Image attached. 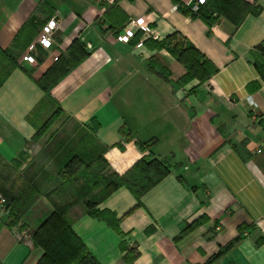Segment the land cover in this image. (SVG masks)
I'll return each instance as SVG.
<instances>
[{"label":"crops","instance_id":"obj_1","mask_svg":"<svg viewBox=\"0 0 264 264\" xmlns=\"http://www.w3.org/2000/svg\"><path fill=\"white\" fill-rule=\"evenodd\" d=\"M188 2L180 0L181 7L195 13ZM217 3L209 24L173 0H0V50L13 64L0 82V164L40 190L17 224L29 236L8 226L9 211L0 207V264L41 258L32 235L54 213V201H62L47 194L63 181L57 138L73 127L91 128L109 171L121 175L143 156L169 168L139 205L124 186L97 204L117 228L89 215L82 202L66 211L99 264H204L240 230L214 264H264V159L255 153L264 151V73L253 59L264 40V0ZM53 16L59 26L51 47L37 45L34 61L23 60ZM139 17L158 38L134 28L128 42H119L116 34ZM173 32L215 67L205 81H181L185 65L169 50L148 46ZM73 53L86 57L75 63ZM64 68L46 96L38 81L47 73L56 79ZM45 104L61 111L33 140L41 109L46 119L53 111Z\"/></svg>","mask_w":264,"mask_h":264},{"label":"trees","instance_id":"obj_2","mask_svg":"<svg viewBox=\"0 0 264 264\" xmlns=\"http://www.w3.org/2000/svg\"><path fill=\"white\" fill-rule=\"evenodd\" d=\"M173 1L177 8H181V11L192 16H199L209 24L215 21L212 12H217V9H220L222 5L221 3L216 4V0H214L210 4L205 3L201 5L195 13H192L181 7L180 0ZM147 44L152 48H165L169 50L178 61L185 65L187 72L181 78L183 82L194 78L203 82L215 71V67L211 62L205 59L189 41L179 37L177 32L169 34L160 42L147 41ZM255 49L258 52L253 55L254 64L260 73L263 74L264 40L255 46ZM71 52H74V49ZM9 55L7 51L0 50V67L4 61L8 64L4 70L0 69V82L8 75L11 65H13ZM85 57L86 54L75 55L73 53L75 63H79ZM66 71H68V68L67 70L64 68L56 79L52 78V75H48L47 73V75L45 74L44 77L38 81L39 86L46 96L49 97L50 87L54 85L57 79L64 75ZM49 77L52 79H49ZM53 77L55 76L53 75ZM60 111V108L54 109L42 125L36 128L33 140H38L42 136V130L48 128L52 124L58 117ZM96 128L97 125H95L93 129V133ZM137 144L143 150L149 146L147 143L138 142ZM0 165V170L2 171L0 172V188H2L4 186V179L12 183L10 178L12 177V171L7 165ZM12 166L17 168L19 164L14 161L12 162ZM59 172L62 173L60 176L64 181L63 185H58L57 188L50 191L47 195L51 196L53 200L56 196L61 197L63 202L60 201L62 205H59L58 202L54 201V213L38 230L33 232L32 236L34 242L39 244L43 249V254L36 264H99L72 231L70 222L65 216L66 211L71 205L82 202L85 211L89 215L105 220L109 225L117 228L113 214L108 211H99L96 209L97 204L108 197L113 191L124 186L131 192L137 201V205H139L141 197L169 173V168L163 161L154 157L143 156L128 171L119 175L113 171H109L108 163L100 154H97L93 158L88 156V159H86L82 158L78 153L69 152L66 153L60 161ZM20 179V177H16V182H19V185L13 189L14 195L6 205L10 214V220L7 223L9 227L19 223L21 215L40 195V190L37 186L28 183L26 180L21 181ZM199 221L200 220H197L187 225L186 229H190ZM241 234L242 230L239 231V235L234 240L221 247L217 253L211 256L204 264H214L241 238Z\"/></svg>","mask_w":264,"mask_h":264},{"label":"built area","instance_id":"obj_3","mask_svg":"<svg viewBox=\"0 0 264 264\" xmlns=\"http://www.w3.org/2000/svg\"><path fill=\"white\" fill-rule=\"evenodd\" d=\"M189 2L193 3V10L197 11L198 8L206 3V0H189ZM188 2V3H189ZM133 24V27H128L125 29L123 33L116 34V39L119 42H128L131 37L134 35V28L138 29L139 31L147 34L148 36L157 39L158 35L151 30V28L148 26L147 22L144 20L143 17L136 18L135 20H132L131 22ZM59 26V22L56 19V17H51L49 18L41 27V32L39 37L37 38L36 42L31 43L28 48H27V53L23 56V60L28 61V62H33L34 61V56L31 54V52L35 49L37 45H40L43 48H50L53 41H54V34ZM57 56L53 57V60H56ZM255 153H261L263 155L264 159V151L262 150L261 147L257 148L255 150ZM6 199L2 196H0V207L7 208ZM21 232V238L29 236V231L25 228H22L20 230Z\"/></svg>","mask_w":264,"mask_h":264},{"label":"rangeland","instance_id":"obj_4","mask_svg":"<svg viewBox=\"0 0 264 264\" xmlns=\"http://www.w3.org/2000/svg\"><path fill=\"white\" fill-rule=\"evenodd\" d=\"M45 105H46V107L49 108V104L48 105L45 104ZM52 110H53L52 108H49L47 113L51 112ZM41 113H40L41 114L40 122H39V124H37V127L42 125V123L45 121L44 118L46 119L47 114L43 113V109H41ZM49 129H50L49 127L45 128L44 130L41 129L43 131V132L41 131L42 132L41 137H43L45 134H47ZM84 131H86V130H84L82 128L81 129H79L77 127L76 128H74V127L69 128L68 130H66V134L64 135V137L59 136L57 138V146L60 144L63 146L64 155L66 153H69V152H74V153H78L80 156H82V158H87L85 155H87V153H89V154H92V156H90L92 158V157H95L96 154H98L97 150H99V148L95 144V142H93V136H92L91 128H89V130H88L89 132H87V133H84ZM88 150H89V152H88ZM84 152H86V153H84ZM0 172H2V171L0 170ZM10 178H11L12 183L9 180L4 179V184H3L4 186L2 188H0V196L4 197L6 199L5 205L10 202L9 200L14 195L13 189L19 185V182H16L17 181L16 178H12V177H10ZM63 183H64V181H62L60 185H63ZM3 189H6V190H3ZM57 202L59 203V205H62V204H60L61 203L60 200L59 201L57 200ZM4 209L7 210V212L9 211L6 207H4ZM17 224H15L12 227L18 228V231H19L20 227H18Z\"/></svg>","mask_w":264,"mask_h":264}]
</instances>
